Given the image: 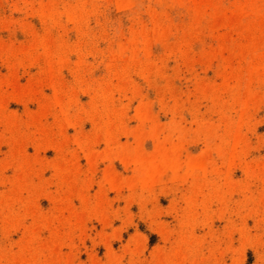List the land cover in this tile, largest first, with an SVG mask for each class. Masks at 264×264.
<instances>
[{"label":"rangeland","instance_id":"obj_1","mask_svg":"<svg viewBox=\"0 0 264 264\" xmlns=\"http://www.w3.org/2000/svg\"><path fill=\"white\" fill-rule=\"evenodd\" d=\"M0 264H264V0H0Z\"/></svg>","mask_w":264,"mask_h":264}]
</instances>
